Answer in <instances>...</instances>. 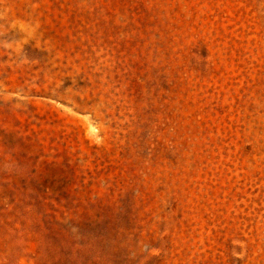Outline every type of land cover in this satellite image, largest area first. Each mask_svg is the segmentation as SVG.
<instances>
[{
	"label": "rangeland",
	"instance_id": "obj_1",
	"mask_svg": "<svg viewBox=\"0 0 264 264\" xmlns=\"http://www.w3.org/2000/svg\"><path fill=\"white\" fill-rule=\"evenodd\" d=\"M0 264H264V0H0Z\"/></svg>",
	"mask_w": 264,
	"mask_h": 264
}]
</instances>
